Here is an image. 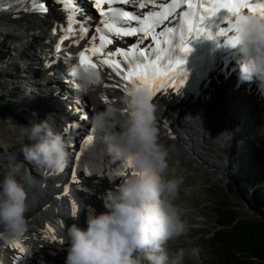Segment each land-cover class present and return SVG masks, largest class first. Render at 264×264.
Segmentation results:
<instances>
[{
  "label": "clouds",
  "instance_id": "clouds-1",
  "mask_svg": "<svg viewBox=\"0 0 264 264\" xmlns=\"http://www.w3.org/2000/svg\"><path fill=\"white\" fill-rule=\"evenodd\" d=\"M238 43L243 56L239 79L256 82L264 96V15L243 13L236 17ZM75 91L95 105L90 123L94 129H110L104 143L112 160L130 161L132 171L103 195L105 211L91 213L87 228L73 223L66 227L65 264H137L142 253L149 264H185L199 248L167 245L187 237L190 224L177 203L183 176L177 174L172 147L160 138L158 105L147 86H134L104 102L106 76L103 69L67 64ZM10 121L11 118H9ZM24 159L50 174L63 172L70 164V147L62 131L49 118L18 125ZM228 145L233 133L218 136ZM7 171L0 179V264H10L8 246L24 239L31 228L28 188L33 181L15 155L8 157ZM20 177V179H18Z\"/></svg>",
  "mask_w": 264,
  "mask_h": 264
},
{
  "label": "bare ground",
  "instance_id": "bare-ground-1",
  "mask_svg": "<svg viewBox=\"0 0 264 264\" xmlns=\"http://www.w3.org/2000/svg\"><path fill=\"white\" fill-rule=\"evenodd\" d=\"M48 11L50 10L48 9ZM51 14H53V19L58 18V16L60 17L56 12L54 13L51 11ZM53 29H56V31L54 32ZM0 31H2L3 35L0 33V36H2L3 39L6 38L7 40H11L9 44H16L18 48L14 54L15 60L11 65L14 71L18 73L10 74V77L15 80L16 77H18V80L26 83V85H35L28 89V93L24 95L26 103L24 114L26 116L20 118V125H29L31 121H29L28 116L36 115L40 120L49 118L55 123L57 129L60 130V128L63 127V123L61 120H58L57 115H65L67 113V108L58 104L59 100H66L67 93H62V91L66 90L68 93L72 95L75 94L79 98L80 96L77 95L78 93L76 94L73 86L65 87V85L58 80L53 69L49 67L52 64L51 60H49L47 64L42 63L38 50L41 49L42 46L47 47L45 44H48L50 33L54 34L53 37L55 39H58L62 34L67 35V33L60 27H53L51 29L48 25V20L41 21L37 19V16H25L20 12L9 13L5 16L0 15ZM16 36H20V38L16 39ZM71 37H73V35L69 36V38ZM47 49L51 54H55L51 48L47 47ZM239 57L241 60L242 57ZM63 58L64 61L67 60L65 56H63ZM76 59H78V57H75L73 60ZM237 59L238 57H229L228 59L222 57L223 62L219 70L217 68L213 72L214 74L208 81L207 88L204 90L202 98L197 100L182 98L172 90L166 92L164 95H160L159 99L155 101L158 105L157 115L160 127V138L163 143L172 147V154L186 155L195 161L198 160L199 162L205 163L206 161L202 159V152H199L200 145L197 144L198 141L194 140V137L200 135L202 130H197L193 124L202 122L204 134L214 130L218 131V129H222L223 131L231 130L228 127L227 121H224L222 118L224 111L222 110L223 103L220 100L223 97L220 94L226 92L224 97L226 96L229 99H233L239 98L242 91L240 89L242 87L244 90L258 88L256 82H248L247 87H245L247 83H243L246 81H241L239 79V62ZM37 63L39 65H37ZM19 64L23 66L22 70H24L22 72L18 71ZM30 65L32 69L37 70V72L32 71ZM36 68H42L39 70L41 72L39 73ZM103 71L106 76L105 83H117V78L115 76L109 80L107 78L108 71ZM229 81L232 82V84L229 83ZM122 93L123 91L119 88H104V95L109 97V101L115 99ZM86 97L84 99H86L88 105H90L92 114L95 105ZM248 98V96H245L243 99L245 106L249 105ZM245 106L241 111H244V109L252 110V108ZM75 107L77 108V112H79V105L77 103ZM47 108H49V110H46ZM82 122H86V124L89 125L81 128L82 135L80 140L76 141V148L79 151L82 147L84 138L88 134H91L93 128L90 121L84 120ZM165 125H167L166 128ZM109 131L110 129L107 128L100 130L95 129L93 142L84 149L83 153H79L80 160L70 163L61 173H41L40 168L35 167L24 159L23 153L20 150L22 145L14 154H6L7 156L5 154L0 155V158L7 159V164L8 157L15 155L16 160L23 164L21 174H24L26 170L28 177L33 181L32 185L28 188L30 210L27 215L31 220V228L24 239L18 242L27 249V252L29 248H32L36 258H39L45 264H64L62 260L66 258V255L63 250H66L68 246L65 244L62 237L63 234L66 233V227L71 226L73 223L80 226L82 223V227L87 228V217L89 214L93 213L89 208L90 197L102 199L103 193L108 189L115 188L119 184L118 180L122 179V176L116 172L113 165L118 164L117 160L111 159L104 143V135ZM238 134L241 137L243 135L240 132ZM23 142L26 143L28 141L23 140ZM81 158H84L86 161H82ZM71 159H73V156ZM95 160H99L100 165L98 169L90 170V167L93 166L92 162ZM110 162L114 163L111 164ZM74 170L77 173L78 179H83L84 182L73 184L71 175ZM6 171L7 168L5 166V169H2V178ZM131 171L132 167L129 173ZM220 175L224 176V173L220 172ZM55 183H58L60 186L62 185V192L57 191L58 188L54 186ZM44 185L46 187H44ZM65 189L68 190L67 195H65ZM48 192L50 195L47 196ZM73 201L76 202L77 206L76 216L72 215ZM65 212H67V215L62 214ZM62 215L64 216L62 217ZM70 216L71 218H69ZM48 229L54 230L57 236L56 241L49 238L52 233H50ZM61 240L62 243L60 242ZM8 252L10 255V264H21L25 255L28 254L27 252L20 253L19 250L14 249L12 245L8 246ZM30 254H32V251ZM16 257H21L22 260H17Z\"/></svg>",
  "mask_w": 264,
  "mask_h": 264
},
{
  "label": "snow or ice",
  "instance_id": "snow-or-ice-1",
  "mask_svg": "<svg viewBox=\"0 0 264 264\" xmlns=\"http://www.w3.org/2000/svg\"><path fill=\"white\" fill-rule=\"evenodd\" d=\"M11 4L14 0H8ZM47 0H31V10L44 14L48 11ZM63 4L64 10L68 13L67 27L64 32L67 35L60 36V43L56 44L55 51L61 54V45L68 40L70 35H76L75 43L79 39L90 35L89 27L81 24L78 33L73 28L76 22L77 3L76 0H57ZM120 4H136L139 8H145L147 4H155L156 0H89L98 12V24L95 26V33L99 34V42L96 35H91L90 47H84L78 52L81 64H86L94 68L103 69L107 67V78L111 80L113 76L117 79L116 84H104V88H119L127 92L130 88L140 85L147 86L152 90L153 97L160 92H179L187 80V72L182 67L185 61L180 56L173 58L174 49L178 48L182 54H188L192 48L190 40L204 37L206 39L219 41L225 38V43L235 46L239 37L234 35L236 29V17L247 12L252 14L264 15V0H170L159 4L158 11H148L143 15L132 11H125L122 7H114ZM3 3V0H0ZM107 5V7H105ZM183 6V7H182ZM181 9V11H177ZM223 12V15H220ZM226 22V27L218 25L215 33L207 26L212 19ZM88 21L92 17H86ZM135 22V26H133ZM163 26V27H161ZM161 29L157 31V29ZM55 32L56 29H53ZM113 37H137V43L125 50L117 47L115 50L107 49L108 45L113 44ZM151 38L152 43L148 48L142 46L146 38ZM119 56L121 59H116ZM104 102L109 101L107 95L102 96ZM87 120V114L81 117ZM167 125H165V128ZM64 131L69 132L68 128ZM95 129L92 128L84 140L80 152L83 153L94 140ZM76 160H80V155H76ZM126 166L132 167L130 161L125 162ZM72 180L79 183L77 173L72 172ZM68 190L65 189V195ZM73 216L77 215L76 202L73 201ZM50 239L57 240L54 230L48 229ZM62 243V240L60 241ZM14 249L20 253H26L27 249L18 241L12 244ZM22 260L21 257H16Z\"/></svg>",
  "mask_w": 264,
  "mask_h": 264
},
{
  "label": "rangeland",
  "instance_id": "rangeland-1",
  "mask_svg": "<svg viewBox=\"0 0 264 264\" xmlns=\"http://www.w3.org/2000/svg\"><path fill=\"white\" fill-rule=\"evenodd\" d=\"M10 41L11 40H7L6 38L3 39L2 36H0V82H2V89H0V92L9 93L6 94V96L4 94L1 97L2 104L4 101H7L8 104L4 103V105H6L4 107H7V109L0 108V117L2 116L6 118H3V120L0 118V155L14 154V152L18 151L19 147L24 143L19 136L18 125H20V123L18 122H20V118H24V116H26L24 114V109L26 108L24 95L28 93V89L35 86L33 84L26 86L21 80H18V77H16V80L10 77V74L12 75L14 73H18L15 72L11 66L15 60V51H17L18 48L16 44L10 45ZM37 65L39 64L37 63ZM22 68L23 66L19 64L18 71L22 72L24 70H22ZM30 68L32 71L37 72V70L32 69L31 65ZM36 69H38V72L40 73L41 71L39 70L42 68ZM18 83H22L23 85ZM229 83L232 84L230 81ZM17 86L22 88V90H17ZM256 89L258 88H254L253 91L248 89L250 92H247V90H244L242 87L240 89L242 91L239 98L233 99H229L226 96L224 97L226 92H222L220 94L223 97L220 100L223 103L222 110L224 111V116L221 114L222 118L224 121H227L229 129H231L230 131L235 133L233 134V139L229 145H225L223 139L217 137L221 132H223L222 129L204 134L202 129L203 123L199 122L197 124H193V126L197 130H202V133L200 135H196L194 140L198 141L197 144L200 145L199 152H202V159L206 162L202 163L198 160L195 161L186 155L172 154L173 161L179 162L176 165L177 174L183 176L184 181L178 194L177 203L185 210V217L191 228L187 237H181L175 242H169L167 247L170 250H175L181 246L189 247L190 245L188 241H190L191 245L197 246L200 250L197 256L186 257L185 264H201L199 261L207 259L208 257V252L204 248L203 241L200 240L203 236L194 231V228L207 230L211 226L208 219L201 214L204 209H200L201 206H198L197 204V202L202 204L207 200L203 197L204 194H206V191L204 190L205 187L213 186L216 192H225L229 197H231L232 201L236 205L241 207V212L248 217H258V212L261 213L257 206L252 203L250 193L254 189L251 186L258 184V180L260 179H255V176L257 174H263L261 173L262 169H258L257 172L254 170L253 172L250 167L252 163L248 162L249 160H247L248 163H246L243 158V156H245L248 159L251 156V159L253 158V160L256 161L255 157L258 156L260 160H264V96H262ZM245 96L250 98H248L249 105L247 106L243 103ZM244 106L250 107L252 110L244 109V111H241ZM46 110H49V108ZM28 117L31 122H38L40 120L36 115ZM9 118H11L12 121H10ZM239 132L244 136L242 134V137L239 136ZM1 158L0 179L2 178V169H5L7 164V159L5 160ZM233 164L235 165L233 166ZM243 167H248L250 173L253 172L251 173L253 175L250 176L252 179L247 176V173L249 172L242 170ZM40 172L46 174L43 169H40ZM220 172L224 173V176H226V174L228 175L229 185H225L216 180L217 175L218 173L220 175ZM239 177L246 178L248 182H244V180L240 181ZM18 179H20V177H18ZM262 180L264 179L262 178ZM118 181H122V179H119ZM222 181H225V179L222 178ZM56 184L60 187L58 183L54 184L55 187H57ZM48 195H50V193H48L47 196ZM90 206L95 213L105 211L103 207V199L92 197V200H90ZM65 235L66 234L64 233L62 237L63 241L65 240ZM64 242L67 246H69L68 242ZM63 251L67 256V249ZM33 257L35 259L31 258V260H26V257H24L21 264H45L39 258H36V255L33 254ZM136 258L137 264H149L142 253H137ZM65 259L66 258L62 260V263L64 264Z\"/></svg>",
  "mask_w": 264,
  "mask_h": 264
},
{
  "label": "trees",
  "instance_id": "trees-1",
  "mask_svg": "<svg viewBox=\"0 0 264 264\" xmlns=\"http://www.w3.org/2000/svg\"><path fill=\"white\" fill-rule=\"evenodd\" d=\"M1 84L2 82L0 89ZM3 95L0 94V108L7 109L4 107V103L8 104L7 101L3 104L1 102ZM243 158L246 163H252L250 167L253 172L262 169L263 174L255 176V179L260 180L258 184L251 186L254 189L250 193L252 203L262 214L258 212L257 220L246 217L228 195L216 192L214 187H205L206 194L203 197L207 200L197 204L206 211L201 214L208 219L211 226L207 230L194 228V231L203 236L200 240L208 252L207 259L199 261L201 264H264V160H260L258 156L255 157L256 161L251 156L248 159L245 156ZM242 170L249 172L247 176L252 179L250 176L253 172L250 173L248 167H243ZM239 180L248 182L244 177H239Z\"/></svg>",
  "mask_w": 264,
  "mask_h": 264
},
{
  "label": "water",
  "instance_id": "water-1",
  "mask_svg": "<svg viewBox=\"0 0 264 264\" xmlns=\"http://www.w3.org/2000/svg\"><path fill=\"white\" fill-rule=\"evenodd\" d=\"M58 117V116H57ZM0 118H2V120H3V118H5V117H0ZM6 119V118H5ZM59 120V119H58ZM0 122H1V120H0ZM18 123H20V122H18ZM13 124H16V123H13ZM222 178H224L225 179V181H222ZM216 180L217 181H220V182H222L223 184H225V185H229L228 184V180H229V177H228V175L226 174V177L225 176H221V175H219V173H218V175H217V178H216ZM211 187H213V186H211ZM223 194H226L225 192H222ZM227 195V194H226ZM229 197V196H228ZM230 199H231V197H229ZM232 200V199H231ZM234 203V202H233ZM237 209L240 211V213L241 214H243L244 216H246L247 217V215H245L244 213H242L241 212V207L240 206H238L237 205ZM251 218H253V219H255V220H257V218L254 216V217H251Z\"/></svg>",
  "mask_w": 264,
  "mask_h": 264
}]
</instances>
